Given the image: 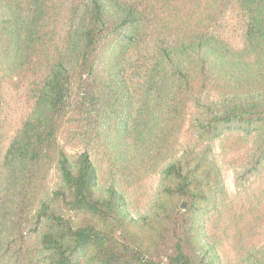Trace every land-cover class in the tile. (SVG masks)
I'll list each match as a JSON object with an SVG mask.
<instances>
[{"label": "trees", "instance_id": "1", "mask_svg": "<svg viewBox=\"0 0 264 264\" xmlns=\"http://www.w3.org/2000/svg\"><path fill=\"white\" fill-rule=\"evenodd\" d=\"M231 4L239 49L215 29ZM4 82L31 109L0 152V264H221L214 232L264 264V184L232 198L212 158L249 140L238 181L264 164V0H0V105ZM169 155L132 217L133 165Z\"/></svg>", "mask_w": 264, "mask_h": 264}, {"label": "rangeland", "instance_id": "2", "mask_svg": "<svg viewBox=\"0 0 264 264\" xmlns=\"http://www.w3.org/2000/svg\"><path fill=\"white\" fill-rule=\"evenodd\" d=\"M66 11L67 8L59 21V40H61L65 31ZM215 29L220 37L234 48L239 49L243 46L242 24L235 5L231 4L226 8ZM208 101L215 102L216 98L210 95L208 96ZM0 106V119L5 133L0 145L1 156H3L11 138L21 127L22 122L28 115L31 105L26 99L25 88L15 90L8 82H4L1 87ZM60 142L64 146V150L69 158H75L85 151L84 147L78 145L76 142L68 143L64 136L60 137ZM223 147L218 140L215 141L212 146V158L220 169L227 194L232 198L236 196L242 198L244 195L257 194L264 184V164L257 175L252 174L244 180L238 181L243 170L249 166L251 142L249 140L235 141L232 147H230V143L225 144ZM171 156L169 155L164 159V162H161L152 173L144 174V172H138L136 164L133 165V171L135 172L133 181L124 187L132 217L137 218L147 212L160 185V172L170 162ZM58 182V171L53 168L46 179V192L50 194L56 188ZM209 221L213 222L212 219H209ZM210 235L214 237L215 242H219L214 244L221 264H235L237 256L232 243L225 240V236L217 232Z\"/></svg>", "mask_w": 264, "mask_h": 264}, {"label": "water", "instance_id": "3", "mask_svg": "<svg viewBox=\"0 0 264 264\" xmlns=\"http://www.w3.org/2000/svg\"><path fill=\"white\" fill-rule=\"evenodd\" d=\"M184 207H185V204L183 203V204L181 205V208L184 209Z\"/></svg>", "mask_w": 264, "mask_h": 264}]
</instances>
